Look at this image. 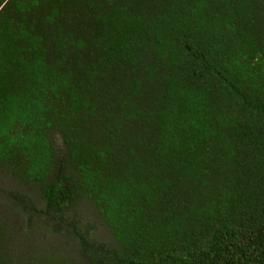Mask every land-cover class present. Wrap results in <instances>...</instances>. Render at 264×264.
Here are the masks:
<instances>
[{"label": "trees", "instance_id": "1", "mask_svg": "<svg viewBox=\"0 0 264 264\" xmlns=\"http://www.w3.org/2000/svg\"><path fill=\"white\" fill-rule=\"evenodd\" d=\"M0 264H264V0H0Z\"/></svg>", "mask_w": 264, "mask_h": 264}]
</instances>
